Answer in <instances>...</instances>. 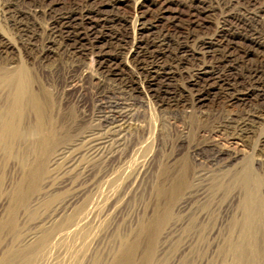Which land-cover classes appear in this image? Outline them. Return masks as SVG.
Segmentation results:
<instances>
[{"label":"rangeland","instance_id":"374dc122","mask_svg":"<svg viewBox=\"0 0 264 264\" xmlns=\"http://www.w3.org/2000/svg\"><path fill=\"white\" fill-rule=\"evenodd\" d=\"M185 1L0 0V67L24 66L47 122L35 133L36 115L29 108L25 112L28 136L19 147L26 166L0 149V219L21 176L36 164L42 168L36 191L28 194L17 214V226L0 232V255L11 244L33 245L40 234L73 215L72 229L56 230L33 264H126L123 250L132 251L134 264H147L151 235L138 232L165 210L171 217L148 264H238L230 246L251 217L264 241V99H230L218 93L198 103L189 83V68L195 65L184 69L155 55L154 62L171 66L177 94L175 102L160 104L141 91H127L108 76L106 64L87 41L75 51L58 30L62 16L107 9L115 18L106 24L109 31L127 40L122 48L110 42L109 53L121 60L129 81L139 73L126 53L142 38L139 23L152 25L155 35L174 42L190 40L191 49L192 37L214 36L223 27V0H203L210 12L197 10L195 23L191 4ZM236 9L263 11L264 0H237ZM232 21L227 25L235 27ZM234 32L236 51L242 54L250 48L249 40L241 28ZM257 54L248 61L256 64ZM41 138H46L44 145L38 142ZM245 168L253 171L247 187L239 176ZM203 215L212 222L199 240L195 230ZM191 217L196 225L189 232Z\"/></svg>","mask_w":264,"mask_h":264},{"label":"bare ground","instance_id":"6f19581e","mask_svg":"<svg viewBox=\"0 0 264 264\" xmlns=\"http://www.w3.org/2000/svg\"><path fill=\"white\" fill-rule=\"evenodd\" d=\"M185 2H189L191 4L192 10L194 12V14H191L193 23H195L194 16L197 14V10H200L202 13L210 12L208 8L206 10L205 8H203V0H186ZM236 2L237 0H223L221 4L222 6L220 8L223 27H221L220 30L217 31V34L214 36H208L205 38L197 37V39L195 37H192L191 41L194 42V44L192 45L194 48L192 49L188 46V41L190 40L185 39L183 41L174 42L171 39L169 40L166 35H155L152 31V25L146 27L144 26L143 22L139 23L137 25L138 31L144 30V33H142V38H140L139 40L135 39L131 48L127 49L128 52H126L127 56L131 57L134 61L139 73L138 77L132 78L129 81L122 74L121 60H118L116 57H112V55H110L109 53L108 44H110V42H116V44H118L117 46L122 48L127 44V40L125 39V41L121 37L114 36L111 34V31H109L108 26L111 25L110 23H113L115 21V18L114 15H111V12H108L107 9H99L96 12H86L85 14L83 13L79 16H62L58 30L59 33L64 36L65 42H68V44H70V46H72L73 50L75 51L81 50L82 43L87 41L90 45V48L93 49V51L96 50L98 52L97 54L99 55L101 62L103 64H106V73L108 74V76L112 80L121 84V86L124 84V87L127 91H141L143 93H146V95L148 94L151 98L155 99V101L160 104L175 102L177 100V94L172 89V82L174 81L175 76L171 69V66L166 67L165 64L157 63V61L154 62L153 57L155 55L160 57V60L162 58L171 59L176 66L184 69H188L187 67L195 65L194 68H189V71L193 69V73L191 72L192 74L190 75L192 76L190 77V80H188L192 87L191 92L194 93L193 99H195V101L198 103H203L208 98V96L216 95L218 93L229 96L230 99L241 100L244 99V96H254L256 100L264 99V9L263 11L259 10L255 13L246 11L241 12L236 9ZM172 18L176 19V16L172 15ZM231 18L235 21V27H230V24L227 25ZM234 21H232V23ZM106 24L110 25L107 26ZM236 28H241V30L245 31V34L242 33L244 36H242L246 40L248 39L250 43V48L243 51L242 54H238L236 51V47L238 44L234 39V31H236ZM132 42L133 41H131V43ZM188 48H190L191 50H189ZM256 52H258L257 57L258 55L260 57L259 61L256 64L250 63V61H248L249 56L253 55ZM241 55H243L244 57L241 58ZM207 59L213 60L214 63H207ZM27 72L24 66L20 65L15 68L9 67L7 65H3L0 67V149L7 152L9 156L16 155L17 158H20L22 167L26 166V162L23 158L24 151L21 147H19V142L23 141L27 138L26 136H28L26 135L27 133L23 128L24 121L27 120V118L25 117V112L29 108L30 110H33V114L35 113L34 115H36L35 123H32L33 126L35 125V127L33 128V130L35 129L34 132L36 131L40 133L42 126L44 125L43 122H46L42 120L44 118H42L43 113L41 108L42 103L40 104L39 102L40 98L38 99L36 97L38 95L35 96V93L33 94V92L30 91ZM140 82L142 84L145 83L146 86L143 87L144 89L142 87H137L141 85L139 84ZM28 133L32 132L30 131ZM39 133L38 135L40 136ZM49 135H52L51 132ZM44 139H39V144L44 145ZM41 169V166L39 164H36L30 172L24 173L17 182L16 187L14 188V192L12 191L13 196H10L11 198L9 200V204L4 213L5 216L0 219V232L4 231L5 229L13 230L17 226V214L19 213L20 208L23 209L26 206L29 197L28 194L36 191V183L40 176ZM252 172L249 168H245L240 172L239 176L242 178L243 184L246 187L250 186V179L253 176ZM3 180L4 179L0 177V187L3 185ZM170 217L171 212L165 210L160 216L152 219L146 225L144 224L145 226L143 225V227H141L138 232L141 235L144 233H149L151 235V242L147 253L148 255L146 256L147 264L150 262V258L153 257L152 254L154 252L156 239L162 232L163 226L169 221ZM194 219L196 218L191 217L189 222L190 225L187 224L189 225V227H187V230H189V232L194 228L192 227L195 224ZM209 219V217L207 218L206 215H203L200 220V227H197L196 230L194 229L197 234H195V236L199 237V240L200 238H203V233L209 226ZM251 219V222H249L247 227H245L244 231L242 230L243 232L239 239L236 242H232V246H230L235 252V259L238 264H264V241L259 240L257 229L253 227V222H255V220L253 221L252 217ZM72 220L73 215L68 217L64 224H61L58 227L51 229L50 231L48 230L46 232H43L42 234H40L37 242L33 243V245L31 246L24 247L20 246V244L15 248L14 245H9V247H6V249L0 255V264H7L13 259L19 260L21 264H33V262L41 256V254L43 253V249L50 243L52 237L56 235V230L63 227L67 230L72 229ZM257 220L259 219L257 218L256 221ZM234 223L236 222L234 221ZM256 223H258V221ZM212 231H210L208 235H211ZM82 236H84V233ZM222 251L224 250H221V253ZM131 252H129L128 250H123L121 252L124 255L123 257L125 258L122 260H126V264H134L131 261V255H133L131 254Z\"/></svg>","mask_w":264,"mask_h":264}]
</instances>
